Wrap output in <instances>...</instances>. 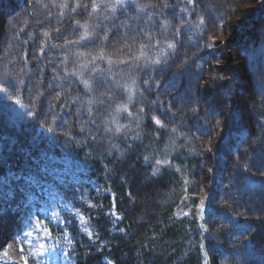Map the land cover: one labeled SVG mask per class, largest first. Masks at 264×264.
<instances>
[{
  "label": "trees",
  "instance_id": "trees-1",
  "mask_svg": "<svg viewBox=\"0 0 264 264\" xmlns=\"http://www.w3.org/2000/svg\"><path fill=\"white\" fill-rule=\"evenodd\" d=\"M246 1L0 0V176L82 211L92 241L62 212L72 264H264V4L234 17Z\"/></svg>",
  "mask_w": 264,
  "mask_h": 264
},
{
  "label": "rangeland",
  "instance_id": "rangeland-1",
  "mask_svg": "<svg viewBox=\"0 0 264 264\" xmlns=\"http://www.w3.org/2000/svg\"><path fill=\"white\" fill-rule=\"evenodd\" d=\"M261 4H264V0H253V3H249L246 1L245 4L241 5L238 10L236 11L234 17L236 15H240L242 11H249L250 9H254L257 13L261 12ZM248 29V28H247ZM249 31V30H245ZM238 34V33H237ZM219 40L225 39V41H228V39L231 38V36H225L221 35L219 32V35H216ZM217 48L221 47V64L219 66L223 67V65H230L233 67L236 71V74L243 77V66L241 61L234 55L236 52L235 47H233L231 44L224 42H218L216 45ZM223 72L226 74L227 71L223 69ZM240 84V83H239ZM241 86L245 87V85L241 84ZM247 86V85H246ZM26 194V192H24ZM18 198V195L15 194L11 198V204L12 202H15ZM36 201V198H31L26 200V204H33ZM64 204L68 205L67 202L63 201ZM45 210H50V207H44ZM70 210L75 212L77 217L79 218V223L82 228V230L88 235V232L86 231L85 225L82 223L80 217V213H78L76 208L71 207ZM21 217L20 215L14 213V212H7L0 214V248L4 249V255L5 253L9 260L12 262H4L1 264H23V258L20 256L19 248L22 246L20 243V236L26 231L30 230V225L35 224V216L31 214L30 212L25 211ZM16 227L17 230V236H15V239L13 238V232ZM15 240V243L13 242ZM44 242L45 243V250L48 248V245L52 243L51 236L45 241L43 237H41L40 240L37 241V247L35 249H30L27 245H23L25 247V255L29 256V264H33V261L31 259V255L38 251V245L39 243ZM6 244V245H5ZM44 250V251H45ZM45 252H43L41 255L43 256ZM56 253V252H53ZM11 259H10V258ZM39 264H42L41 258H38Z\"/></svg>",
  "mask_w": 264,
  "mask_h": 264
},
{
  "label": "snow or ice",
  "instance_id": "snow-or-ice-1",
  "mask_svg": "<svg viewBox=\"0 0 264 264\" xmlns=\"http://www.w3.org/2000/svg\"><path fill=\"white\" fill-rule=\"evenodd\" d=\"M194 2H195V0H187L188 4H193ZM128 4H130L131 7H133L138 12H141V13L145 12L144 8H140L137 5L136 0H116V7L117 8L123 9ZM88 7H89V5H82V4L78 3L76 5V7L72 9V11L75 12L77 9H83V10L87 11ZM98 7L99 6L97 4H95V3H93L91 5V8H92L93 11H96ZM154 7L155 6H153V8ZM161 7L169 9L171 11L173 17H175V9L177 7L176 5L162 4ZM112 10L115 11L116 8H113ZM180 11L184 12L185 9H181ZM44 35L47 36L48 33H44ZM58 38H60V37H58ZM104 39H109V37H105ZM81 40H84L86 43L95 44V43H99L100 42V37L99 36H96V37H81ZM149 40H150V37H149ZM69 43L79 44L80 41H74V42L73 41H69ZM51 47L55 48V47H57V45H51ZM170 47H171V45H170ZM41 54H43V48H41ZM98 58L99 59H104V55L101 53ZM121 63L127 64L129 62L128 61H121ZM72 75H75V73H72ZM83 84H84V89H85L86 94L90 93L93 90L92 86L88 83V81H84ZM261 89H262V91H264V84H261ZM146 91H150V86L146 89ZM141 111H143V109H141ZM151 120L154 121L155 124L158 125L161 129L164 128V125H163L162 121L160 119H158L156 116H152ZM89 123L94 124L95 121L94 120H90ZM49 131H51V129H49ZM81 132H83V129H81ZM114 147L115 146H113V148ZM145 160H148V157H145ZM156 163L159 164L160 161L157 160ZM246 171H247V169H246ZM260 171H261V175H264V170H260ZM129 195H131V194L129 193ZM115 200H116V197L112 196L113 207H115ZM89 207H92V206H89ZM199 207L201 208L202 212L206 210L205 207H204L203 202H201ZM109 214H111V213H109ZM52 215L56 216L57 214L53 212ZM185 215H187V214L185 213ZM80 219H81V221H82V223L84 225L88 224V221L83 220L82 216L80 217ZM116 219H117V221H120L122 219V217L117 216ZM120 231H124V230L120 229ZM91 235L92 234L89 233L90 237H91ZM50 236H51V232H50L49 228L45 225L44 221L37 219L34 225H30V230L24 232L22 234V236H20V243H21L22 246L19 248V253H20V256L23 258V264H29V256L25 255V247L23 245H27L30 249H35L37 247V241L40 240L41 237H43L44 240L46 241ZM13 242L15 243V240ZM69 243H71V240H69ZM38 249H39L38 251H35L31 255V259L33 261V264H39L38 258H42L41 254L45 250V243L44 242L39 243ZM5 255H7V254L5 253ZM108 264H112V262L109 261ZM205 264H207V261H205Z\"/></svg>",
  "mask_w": 264,
  "mask_h": 264
}]
</instances>
